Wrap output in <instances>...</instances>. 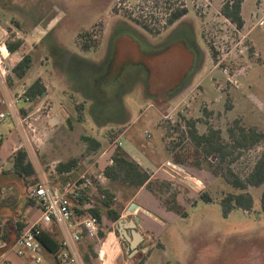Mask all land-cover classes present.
<instances>
[{
  "label": "rangeland",
  "instance_id": "obj_1",
  "mask_svg": "<svg viewBox=\"0 0 264 264\" xmlns=\"http://www.w3.org/2000/svg\"><path fill=\"white\" fill-rule=\"evenodd\" d=\"M146 1L0 0V27L9 39L23 40V54L33 57V66L23 80L10 76L11 94L22 96L39 78L46 86L40 99L26 104L30 109L24 115L39 117L34 124L41 137L33 143L29 160L37 177L44 173L54 186L63 187L54 175L55 167L80 157L86 149L82 137H94L107 149L108 132L124 128L122 145L154 169L159 168L156 180L168 179L163 171L166 165L161 166L169 158L167 147L173 163L185 169V173L170 172L199 184L196 194L181 181L177 183L187 188L172 187L158 195L147 189L140 191L136 202L151 213L139 216V231L149 239V255L147 251H129L115 224H110L114 234L99 238L100 243L90 240L98 256L91 264H105L106 258H116L114 264H135L145 256L144 264H264L262 188L250 189L254 197L251 212L236 209L223 218L220 199L225 193L238 191L219 172L216 175L217 170L213 173L204 156H193L189 139L173 130L185 118L197 120L200 133H205L209 124L221 130L225 139L235 120L264 132V0L243 1L242 29L220 12L225 2L233 0H180L188 9L187 15L159 35L124 16L141 14L143 7H149ZM174 1L179 4V0ZM94 29L93 39L100 40V46L83 51L78 36ZM114 84L116 94L107 101L105 91ZM75 103L84 104L82 116ZM22 105L23 100L19 107ZM204 110L211 115L206 116ZM49 111L50 117H60L61 125L51 126L46 117ZM0 131L4 134L0 159L7 163L10 138L21 134L12 118L1 124ZM261 151L260 146L247 152L233 169L245 176ZM178 158L186 165L175 163ZM107 159H101L99 166L106 165ZM32 181L30 186L38 183ZM104 182L115 191L117 207L123 210L133 190ZM205 191L210 202L200 197ZM174 193L180 212L165 205ZM134 216L138 215L129 213L126 218ZM104 225L100 228H106ZM112 241L115 249L102 257L101 251ZM52 262L47 255L44 264Z\"/></svg>",
  "mask_w": 264,
  "mask_h": 264
},
{
  "label": "trees",
  "instance_id": "obj_2",
  "mask_svg": "<svg viewBox=\"0 0 264 264\" xmlns=\"http://www.w3.org/2000/svg\"><path fill=\"white\" fill-rule=\"evenodd\" d=\"M243 1L244 0L227 1L220 9L221 15L234 24L237 29H242L245 24L242 16ZM145 4L149 5V7H143L144 9L141 10V14L132 15L125 13L124 16L151 34H161V32L172 27L188 13V9L180 0L179 4L174 0H147ZM145 10H147V12L143 14ZM158 13H163L164 17H157ZM95 33L96 31L94 29L78 36V42L83 51L97 49L100 46V40L93 39ZM5 45L9 52H19L22 55V60L13 70L12 76H15L18 80H23L33 66L32 55L23 54L24 41L20 38L14 40L9 39ZM210 51L211 56L215 57L216 52L213 48H210ZM44 93H46V86L43 80L39 78L25 89L24 97L30 102L29 105H32V103L40 99ZM74 105L79 115L82 116L84 104L75 103ZM29 109L30 106L27 110H23V112L27 113ZM204 113L206 116L211 115V113L206 110H204ZM197 124V120L183 118L182 123H177L176 126L173 127V130L180 131L183 138L189 139L193 147V156L198 157V154L204 156L205 162L209 164L213 173L214 170H217L215 174L219 175V172L220 177H222L229 186L238 191L236 193H225L220 199L223 218H228L236 209L248 213L253 210L254 197L250 192L252 188H262L260 201L261 212L264 215V132L256 127H244L239 120H235L227 128L228 139H225L221 130L215 129L209 124H207L206 132L200 133ZM123 131L124 128L118 131L111 130L108 132V144H113ZM82 139L86 143V149L79 158H71L68 161L59 162L54 170L57 177H64L67 174L77 171L82 159L93 157L103 150L102 143L96 138L84 136ZM2 143L3 141L0 137V147ZM177 146L180 147V144ZM177 146H174L173 150ZM260 146L262 147V151L254 162L251 170L245 176L237 173L233 169V165L247 152ZM169 149L170 148H167L170 153ZM110 159L113 161V164H108L103 167L102 175L112 184H120L129 187L135 192L141 188H145L154 195H158L159 193L162 194L172 189L171 182L152 179L151 174L143 169L135 160L131 159L120 146L113 148ZM10 162L12 165L10 170L11 173L23 177L24 180L27 181H38L36 168L29 160L26 150H18ZM174 162L180 165H186V161L179 158L174 159ZM67 182L68 180L64 182V185H66ZM175 196L176 194L173 195L172 198L166 200L165 205H167L169 209H175L180 212ZM200 197L206 202L211 201V197L207 191L202 192ZM69 198L72 202V209L77 217L93 216L99 220L100 227L105 224L104 226L106 228L99 229V238L101 240H104L108 233L113 232L110 224L116 223L122 215L123 210L117 207L116 194L110 188L101 184L97 179L94 181L93 187L81 191L79 196L70 194ZM183 215H185V213H183ZM39 239L48 254L55 255L59 251L60 238L56 226L43 229ZM12 246L13 244H8V246L2 247V249L6 251ZM80 250L87 264H91L92 259L98 257L93 252V245L90 240L86 238L83 239ZM149 253L150 250L146 252V256L149 255ZM146 256L135 264H144L147 259Z\"/></svg>",
  "mask_w": 264,
  "mask_h": 264
},
{
  "label": "built area",
  "instance_id": "obj_3",
  "mask_svg": "<svg viewBox=\"0 0 264 264\" xmlns=\"http://www.w3.org/2000/svg\"><path fill=\"white\" fill-rule=\"evenodd\" d=\"M8 40V32L0 27V126L8 118L14 120L22 139L18 150H26L29 157L33 155V143L41 141L39 130L34 124L39 117H35L34 113L24 115L23 110H27L29 106L26 104L30 103L25 99L24 93L22 96H13L10 92L8 80L22 60V55L19 52L11 53L7 50L5 43ZM21 100L24 101V105L19 107ZM51 109L52 106L49 110ZM46 117L47 120L51 118L50 111ZM121 145L120 141L116 142V146L121 147ZM109 164H113L111 159ZM167 167H170L172 172L179 170L173 163H168ZM96 179L100 181L98 176L81 172L74 182L57 187L50 183L44 173L39 175L38 183L29 188L28 195L39 205L41 218L38 222L22 229L9 250H12L19 258L29 259L33 264H44L47 255L53 258L51 264H87L81 254L80 245L85 238L100 243V222L93 216L77 217L72 209L69 195L79 196L81 191L93 187ZM114 224L117 226V222ZM51 226H56L60 237V248L55 255L48 254L39 239L42 230ZM105 243H103L104 246ZM0 264L7 263L0 259Z\"/></svg>",
  "mask_w": 264,
  "mask_h": 264
},
{
  "label": "crops",
  "instance_id": "obj_4",
  "mask_svg": "<svg viewBox=\"0 0 264 264\" xmlns=\"http://www.w3.org/2000/svg\"><path fill=\"white\" fill-rule=\"evenodd\" d=\"M116 86L117 85L114 84V86L109 87L105 91V94L109 97V98H107V101H109L110 97H114V95L116 94ZM97 92L99 94H101L100 91H97ZM53 118L58 119V123L54 126V128L58 127L59 125L62 124L60 117H58L57 115L51 116V118L48 120V122H50ZM15 125H16V123H15ZM16 127H17V125H16ZM0 134L2 135L1 138L3 141V143H2V145H3L4 144V134L1 131H0ZM121 136H122V134L119 135V137L115 140V142L113 144H110L107 149H103V151L101 153H99V155H97V157H89L86 159H82L79 163V169L77 171H74L70 174H67L64 177H57L55 172H54V175L57 177V179L59 178V180L61 181V184L64 186V182L66 180H68L67 184L74 182L78 178V174L81 172H87V173H91V174L95 175V173H97V171H98V173H99L98 177H100V183L101 184L104 185V183H105L104 181H107L108 184H112L102 175V169H103V167H105L106 165L109 164L110 154H111V151L113 150V148H115L116 142L120 141L122 143ZM10 140H11L12 149H11V152H10V155L8 158V162L7 163L3 162L2 159H0V240H1L0 259H3L4 261H6L7 264H33L27 258H19L12 250L8 249L5 251L2 249L3 246H8V244H10V245L14 244L15 239L17 238L19 232L22 229L38 222L41 218V209H40L39 205L37 204V202L35 200H32L28 195V190L31 187L29 185V180L28 181L24 180L23 177H20L16 174L10 172L11 166H12L10 160L13 158V156L16 154L17 150L19 149L20 145L22 144L21 143L22 139H21L20 135L17 134L15 136V138H13V139L10 138ZM2 145H1V147H2ZM1 147H0V149H1ZM121 147L125 149V151L128 155L130 154L133 157V160H136V162L143 169H145L146 171H148L151 174L152 179L157 178L156 175H157V172L159 171V168L154 169L155 167H152V165L150 163H148V161L144 160L143 157H139L135 153H132V151H129L123 145H121ZM166 150H167V147H166ZM167 152H168V150H167ZM168 155H169V158H167L165 160V162L161 165V166L166 165L167 169H165L163 171H164V175L166 176V178L168 177V179H161V180L171 182L172 187H174V188L178 187V186L186 187L184 185H180L177 183L179 181H181L183 183H186V182L183 181L182 178H177L176 175H173L170 172V168L167 167L168 163H173V161H172L173 157L169 154V152H168ZM105 157L108 158L107 159L108 162L103 167H100L99 161L101 159H104ZM73 158H79V157H73ZM92 158H95L96 160H93ZM189 176L192 177L191 175H189ZM101 178H103V179L101 180ZM192 179H193V177H192ZM157 180H159V179H157ZM52 185H54V184H52ZM115 185H117V184H115ZM189 186L193 189V193H195V194L198 193L197 187H195L194 185L193 186L189 185ZM105 187L110 188L108 186H105ZM127 188H129V187H127ZM129 189H131V188H129ZM111 190L113 191V189H111ZM142 190H145V188H141L137 192L133 191L129 195V199L126 203V206L123 208L122 215L120 218L125 219L127 223L131 220V219L128 220L126 218L129 215L128 208L130 207V205L133 202H135L138 205V210L133 214H136L138 216H140V214H143V213L146 215H149V216L151 215V213L148 211V209L143 204H139L136 202V199L139 197V192ZM113 192L115 193V191H113ZM35 208H37L36 212H34ZM117 224H118V221H117ZM117 227H118V225L116 226V230L118 231ZM139 228H141V225ZM127 231L130 232L129 229ZM139 232L141 233V231H139ZM118 233H119V231H118ZM111 234H114V232ZM119 234H120L121 240L128 246V250L131 251L132 253H136V251L131 250L130 241H128L127 238L122 233H119ZM141 234L143 235V233H141ZM143 240H145L144 241L145 243L143 244L142 242H140L139 243L140 246L138 245L139 247L142 248V250L140 252H146V251H148V248H149L147 246L149 239H147L145 237V235H143Z\"/></svg>",
  "mask_w": 264,
  "mask_h": 264
},
{
  "label": "water",
  "instance_id": "obj_5",
  "mask_svg": "<svg viewBox=\"0 0 264 264\" xmlns=\"http://www.w3.org/2000/svg\"><path fill=\"white\" fill-rule=\"evenodd\" d=\"M57 123H58L57 118H53L50 121L52 127H54ZM177 167L181 172L185 173V169L183 167L178 165ZM182 180L188 183L189 185L193 186V184L186 178H182ZM137 210H138V205L135 202H133L128 208V212L130 214L135 213ZM117 225H118L117 229L119 233H122L127 238V240L130 241V248L132 251H136L140 242H142L143 244L145 243L144 242L145 240H143V235L139 232V227H140L139 216H134L128 223L126 222L125 219H119ZM128 229L130 230V232L127 231Z\"/></svg>",
  "mask_w": 264,
  "mask_h": 264
},
{
  "label": "bare ground",
  "instance_id": "obj_6",
  "mask_svg": "<svg viewBox=\"0 0 264 264\" xmlns=\"http://www.w3.org/2000/svg\"><path fill=\"white\" fill-rule=\"evenodd\" d=\"M192 184L196 187V183L194 182V181H192ZM198 184V183H197ZM199 185V184H198ZM115 245L113 244V241L107 246V250L106 251H103L102 252V257L104 256V255H107V253L109 252V251H112V250H114L115 249ZM113 258H106V261H105V264H113Z\"/></svg>",
  "mask_w": 264,
  "mask_h": 264
},
{
  "label": "flooded vegetation",
  "instance_id": "obj_7",
  "mask_svg": "<svg viewBox=\"0 0 264 264\" xmlns=\"http://www.w3.org/2000/svg\"><path fill=\"white\" fill-rule=\"evenodd\" d=\"M140 246V245H139ZM137 247V249H136V253H138L139 251H141L142 250V248L141 247Z\"/></svg>",
  "mask_w": 264,
  "mask_h": 264
}]
</instances>
